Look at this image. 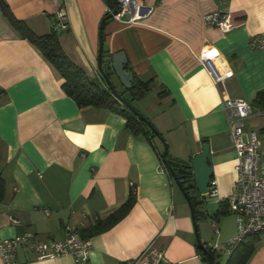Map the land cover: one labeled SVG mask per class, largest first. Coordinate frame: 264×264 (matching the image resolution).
<instances>
[{"label": "crops", "instance_id": "obj_1", "mask_svg": "<svg viewBox=\"0 0 264 264\" xmlns=\"http://www.w3.org/2000/svg\"><path fill=\"white\" fill-rule=\"evenodd\" d=\"M3 1L37 35L54 32L62 10L67 27L56 32L59 45L91 78H101L100 43L105 68L112 54L123 52L127 71L150 82L149 93L131 105L167 142V160L190 166L208 144L214 192L195 195L196 236L182 193L160 168L163 141L133 135L121 114L79 108L52 64L0 11V239L29 234L38 242L62 240L66 226L80 230L104 219L132 189L135 203L124 218L90 238L88 264H125L147 250L162 253L161 264H204L198 240L215 248L216 264L221 255L227 260L235 218L215 214L233 191L236 155L222 103L238 98L251 105L244 131L264 146V110L252 106L264 91V51L250 46L252 38L264 40V0H140L152 12L132 23L127 15L102 23L106 0ZM215 11L230 15L234 29L222 33L206 25L204 16ZM206 48L221 58L218 69L230 74L223 84L214 83L198 60ZM17 260L75 264L71 256L38 260L26 246L17 248ZM246 264H264V232Z\"/></svg>", "mask_w": 264, "mask_h": 264}, {"label": "built area", "instance_id": "obj_2", "mask_svg": "<svg viewBox=\"0 0 264 264\" xmlns=\"http://www.w3.org/2000/svg\"><path fill=\"white\" fill-rule=\"evenodd\" d=\"M114 10L108 8L107 13L117 11L118 16L127 15L132 23L152 12L140 0H115ZM206 25L217 27L222 33L234 29L231 16L215 11L204 16ZM67 27L66 15L61 10L53 31L59 32ZM250 46L264 51V40L252 38ZM198 60L207 69L213 82L223 84L230 77L228 72H221L216 62H221L217 54L210 49H204L198 55ZM226 126L230 134L232 147L236 155V182L232 193L227 197L228 212L235 218L236 235L225 243L228 253L248 236L264 232V146L253 131H244L245 120L252 116L251 105L243 99L228 98L222 103ZM163 170V167H160ZM214 192V183H209V193ZM26 246L32 249L38 260L55 259L71 256L75 264H88L92 249L90 238H82L79 229L66 226L62 240L38 242L32 235L11 239H0V258L3 264H19L17 248ZM215 251V248H212ZM162 253L154 250L143 252L138 258L128 260L125 264H161Z\"/></svg>", "mask_w": 264, "mask_h": 264}, {"label": "trees", "instance_id": "obj_3", "mask_svg": "<svg viewBox=\"0 0 264 264\" xmlns=\"http://www.w3.org/2000/svg\"><path fill=\"white\" fill-rule=\"evenodd\" d=\"M109 8L114 10V0H106ZM0 11L2 15L7 19L8 23L16 30L20 36L27 39L32 45H34L42 55L52 64V66L59 73L63 79L62 88L67 96L73 99L79 108L93 107L103 108L109 111L121 114L126 119V128L136 136H142L146 140L156 136L162 141V137L151 122L145 118L152 125L150 129L145 122L140 120L130 110L123 106L109 91L106 85L102 83V78L96 79L89 77L80 67L74 64L62 51L56 32H51L45 35H37L30 28L21 21H18L11 14L8 6L3 0H0ZM108 13L102 19V23L105 22ZM108 68V67H107ZM109 70V69H108ZM109 73V71H107ZM110 74V73H109ZM133 84L130 90H125L124 93H119L122 98L132 104L134 101L141 100L150 91V82L143 83L137 80L133 76ZM125 93H128V97H125ZM252 106L258 107L264 110V91L257 93L253 100ZM124 107V109L122 108ZM162 167L166 170L167 174L171 176L168 168H172L175 172L176 177L185 187L187 193L191 196L192 202L195 208V218H197L196 206V188L193 182L191 168L189 164L182 162H172L167 160V156L163 159V154L160 156ZM173 179V178H172ZM3 193V180L0 178V197ZM135 203V193L131 189L127 199L118 208L112 211L104 219H95L88 227L80 229L79 235L82 238H91L94 235L103 233L112 228L118 223L124 216L129 212L131 207ZM228 212L226 202H222L216 211L215 217L226 215ZM256 235L246 237L231 253L224 264H246L248 259L254 252ZM199 248V247H198ZM214 258V264H216L215 252L210 248ZM199 256L204 264H208L207 257L204 252L199 248Z\"/></svg>", "mask_w": 264, "mask_h": 264}, {"label": "water", "instance_id": "obj_4", "mask_svg": "<svg viewBox=\"0 0 264 264\" xmlns=\"http://www.w3.org/2000/svg\"><path fill=\"white\" fill-rule=\"evenodd\" d=\"M115 5L117 4L114 0ZM117 11H113L112 14H108L106 19L113 18L117 15ZM108 69L111 70V74L117 79L118 83L125 89L130 90L133 84V74L130 71H127V59L123 52H117L110 56V63L109 67H104V60H103V46L100 43L99 46V53H98V72L103 79L104 83L106 84L107 88L111 92V94L128 110H130L134 115H136L140 120L146 123V125L152 129V125L145 120V118L121 95L117 92L114 84L111 81L110 75L107 71ZM167 155V147L165 144L164 152H163V159H165ZM191 173L193 177V182L196 188L197 193L200 196H206L209 194V183L213 177V169H212V162H211V154L209 150L208 144H203L201 147V152L196 154L190 162ZM177 188L182 193L183 197L185 198L189 209H190V217L194 226L195 235L198 236V231L196 228L195 222V208L192 202L191 196L187 193L185 187L176 177L175 172L172 168H168ZM197 245L202 252L205 253L208 264H214V258L211 252L206 248L203 244L197 241Z\"/></svg>", "mask_w": 264, "mask_h": 264}, {"label": "rangeland", "instance_id": "obj_5", "mask_svg": "<svg viewBox=\"0 0 264 264\" xmlns=\"http://www.w3.org/2000/svg\"><path fill=\"white\" fill-rule=\"evenodd\" d=\"M106 85V84H105ZM145 101H149L148 99H145ZM123 109H124V107H122ZM162 141V140H161ZM162 144H163V146H164V148H165V144H166V146H167V142L166 141H163L162 142ZM168 147V146H167ZM175 190H178V188L175 186ZM179 191V190H178ZM182 198H183V200H184V202L186 203V205H187V207H188V209H189V206H188V204H187V202H186V200H185V198L183 197V195H182ZM189 212H190V209H189ZM199 233V232H198ZM225 260H226V257L224 256V255H221V256H219V257H217V263L218 264H224L225 263Z\"/></svg>", "mask_w": 264, "mask_h": 264}]
</instances>
